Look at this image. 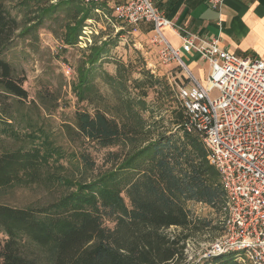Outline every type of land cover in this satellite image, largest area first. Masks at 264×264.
Instances as JSON below:
<instances>
[{
	"label": "trees",
	"instance_id": "obj_1",
	"mask_svg": "<svg viewBox=\"0 0 264 264\" xmlns=\"http://www.w3.org/2000/svg\"><path fill=\"white\" fill-rule=\"evenodd\" d=\"M95 8L82 0H0V198L39 189L34 202L19 207L0 199L6 236L0 264H189L186 245L209 223L193 217L188 206L221 212L225 205L200 137L183 129L182 108L171 112L175 130L161 116L147 121L142 115L148 88L171 97L166 82L141 70L133 81L136 98L122 95L117 107L106 103L93 76L99 71L112 88L125 90L131 68L118 63L115 76L102 72L110 43L94 41L75 68L71 91L90 111L76 110L56 127L51 117L59 96L41 89L28 99L24 77L4 55L19 41H36L39 28L58 12L66 23L57 38L62 47L76 46ZM89 148L119 150L107 152L98 168ZM173 227L178 231L166 234ZM193 264L238 263L226 255Z\"/></svg>",
	"mask_w": 264,
	"mask_h": 264
},
{
	"label": "built area",
	"instance_id": "obj_2",
	"mask_svg": "<svg viewBox=\"0 0 264 264\" xmlns=\"http://www.w3.org/2000/svg\"><path fill=\"white\" fill-rule=\"evenodd\" d=\"M82 2L96 5L94 14L106 23H151L149 43L157 50L158 63L181 71L184 81H175V96L185 114L183 129L200 137L225 194L222 235L196 263L231 255L238 264H264V61L237 58L221 49L216 39H199L164 18L152 0ZM219 4L220 0L208 2L212 9ZM95 25L92 18L86 20L77 47L92 45ZM164 29L174 32L180 49L166 40ZM182 48L207 63L203 84L183 61ZM63 70L70 73L66 66ZM212 91L216 97L211 96Z\"/></svg>",
	"mask_w": 264,
	"mask_h": 264
},
{
	"label": "rangeland",
	"instance_id": "obj_3",
	"mask_svg": "<svg viewBox=\"0 0 264 264\" xmlns=\"http://www.w3.org/2000/svg\"><path fill=\"white\" fill-rule=\"evenodd\" d=\"M49 1L55 3L57 0ZM12 13H14L13 10ZM91 18L95 21V28L97 30V35L93 34L91 38L92 43L94 41L98 45L102 42L110 43L107 47V54L101 62L102 72L115 76L116 65L118 63H123L131 67L127 69L129 72L125 90H121L119 85L114 84L112 88L99 71L93 76V84L97 87L99 93L105 97L106 103L113 107H117L120 104L119 99L122 95H129L131 98H136L138 91L135 89L133 81L141 79V70L147 71L154 78L162 80L169 85L171 97L168 99L160 98L158 95L159 87L157 86L148 88L147 96L144 101L147 106L146 109L148 106L150 108L147 110L145 109L146 111L144 110L142 115L147 121L151 118L157 120L161 116L164 118L165 127L169 126L171 130H175V128L170 125L169 119L172 111L181 110L175 96V81L177 80L176 83H180V80L184 81L181 71L173 65H160L157 59L156 48L147 42V40L139 41L131 35H124L123 37L114 35V20H112L111 23H106V21L98 19L97 15L94 13ZM65 23V13H56L52 20H46L39 28L36 34V41L32 43H29V41H19L17 47L4 55V59L13 65L21 77H24L23 88L27 91L29 100H35L37 92L41 89L54 92L59 96V107L51 117V121L56 127L61 121H70L73 112L76 110H91V106L88 103H77L70 87L75 79L77 62L81 58L82 52L88 47L85 49H81L77 46L62 47L57 37L62 32ZM62 50L65 52L62 53ZM64 66L70 69L68 75L63 70ZM199 68L201 75L196 74V71H194V73L198 81L203 84L207 76L208 68L203 63L199 64ZM210 94L212 97L217 96L215 91H212ZM151 113H153L152 117H150ZM89 150L95 165L100 168L106 153L110 151L115 152L119 149L113 148L93 151V148H89ZM108 167L109 165H105L101 170ZM38 195L39 189H27L24 191L15 190L14 193H8L7 196L2 195L0 199L2 202L12 207H19L27 202H34ZM122 197L125 198L124 195H122ZM125 201L127 200L125 199ZM188 209L193 217H197L209 223V226L205 228L203 233L191 238L187 243L188 262H190L189 264H193L202 256L208 245L222 235L223 212L216 211L204 204H190ZM105 225L108 228L113 227V223L108 221L105 222ZM177 231L178 230L173 227L166 230V234L173 235ZM5 239L6 236L0 232V241Z\"/></svg>",
	"mask_w": 264,
	"mask_h": 264
},
{
	"label": "crops",
	"instance_id": "obj_4",
	"mask_svg": "<svg viewBox=\"0 0 264 264\" xmlns=\"http://www.w3.org/2000/svg\"><path fill=\"white\" fill-rule=\"evenodd\" d=\"M209 0H152V6L161 15L201 40L216 39L221 49L240 59L264 61V0H220L216 9ZM113 21V33L131 35L149 42L153 26L141 22L129 26ZM127 27V28H126ZM166 40L176 49L181 43L171 29L162 31ZM188 69L201 75L199 64L208 65L191 52L181 49ZM194 76L195 73H194Z\"/></svg>",
	"mask_w": 264,
	"mask_h": 264
}]
</instances>
